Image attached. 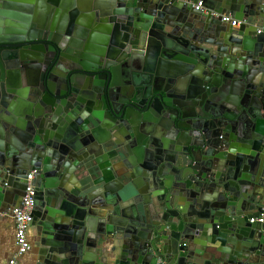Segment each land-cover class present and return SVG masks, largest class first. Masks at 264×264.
Segmentation results:
<instances>
[{
    "label": "water",
    "instance_id": "95a60500",
    "mask_svg": "<svg viewBox=\"0 0 264 264\" xmlns=\"http://www.w3.org/2000/svg\"><path fill=\"white\" fill-rule=\"evenodd\" d=\"M263 26L264 0H0V214L35 172L40 264H264Z\"/></svg>",
    "mask_w": 264,
    "mask_h": 264
},
{
    "label": "built area",
    "instance_id": "2783aa9c",
    "mask_svg": "<svg viewBox=\"0 0 264 264\" xmlns=\"http://www.w3.org/2000/svg\"><path fill=\"white\" fill-rule=\"evenodd\" d=\"M196 11H201L204 14H207V11L202 9V3L198 2L193 6ZM215 17H220L221 22L230 24L231 27H237L239 23L233 20L228 15H217L213 14ZM264 32V26L257 29V34ZM35 172H30L27 175V189L25 191V196L22 199L20 205L11 210V216L14 222L15 227V242H16V253L14 257L9 261L8 264H17V259L25 256L29 250L30 245L27 238V232L29 226L32 223V209H33V198H34V188L30 185V182L33 179ZM250 223H264V214L260 215L258 218H252L249 220ZM157 264H161L158 262Z\"/></svg>",
    "mask_w": 264,
    "mask_h": 264
},
{
    "label": "crops",
    "instance_id": "0c3cea01",
    "mask_svg": "<svg viewBox=\"0 0 264 264\" xmlns=\"http://www.w3.org/2000/svg\"><path fill=\"white\" fill-rule=\"evenodd\" d=\"M57 1L58 3L61 2V0ZM39 224H41V221L35 220V222L31 223L29 226L27 238L30 250L25 256L17 259V264H40L39 259L41 257L39 255V239L42 233V227ZM15 253V227L10 211L7 214H0V264H8L14 257Z\"/></svg>",
    "mask_w": 264,
    "mask_h": 264
}]
</instances>
